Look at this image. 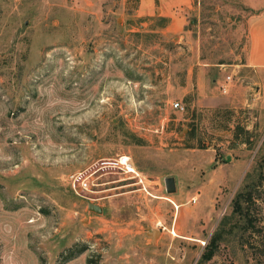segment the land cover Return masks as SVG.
<instances>
[{"label": "rangeland", "instance_id": "1", "mask_svg": "<svg viewBox=\"0 0 264 264\" xmlns=\"http://www.w3.org/2000/svg\"><path fill=\"white\" fill-rule=\"evenodd\" d=\"M262 13L264 0H0V264H264V183L255 227L233 212L247 176L264 182V94L240 66ZM121 154L137 174L102 164Z\"/></svg>", "mask_w": 264, "mask_h": 264}, {"label": "crops", "instance_id": "2", "mask_svg": "<svg viewBox=\"0 0 264 264\" xmlns=\"http://www.w3.org/2000/svg\"><path fill=\"white\" fill-rule=\"evenodd\" d=\"M149 2V0H145ZM167 2L177 3L183 2L187 5L191 4L193 0H166ZM166 17V16H161ZM168 18V17H166ZM169 19V18H168ZM198 68L197 71V88L199 93L203 88V82L206 78V71L208 70L206 65L197 63ZM241 67L245 68V71L249 72L246 74L245 79L250 78L251 81H255L258 83V87H260V91H263L264 94V13L258 15L255 19L252 20L249 28V41L247 45V51L245 55L244 62L241 63ZM194 67L189 68L188 70V78L187 83L184 86L185 94H187L191 90V86L193 85L192 79L194 76ZM251 74V75H250ZM225 79H222L223 81ZM233 83V82H232Z\"/></svg>", "mask_w": 264, "mask_h": 264}, {"label": "trees", "instance_id": "3", "mask_svg": "<svg viewBox=\"0 0 264 264\" xmlns=\"http://www.w3.org/2000/svg\"><path fill=\"white\" fill-rule=\"evenodd\" d=\"M241 129L244 131L243 127ZM245 140L248 141L247 139ZM245 181V185L237 192L233 199V212L244 219L246 225L245 228L248 229V227H255L256 225L251 217L250 209L251 204H255L256 201L253 191L256 188V185H263L264 182L261 179L258 182L254 179L249 180L248 176ZM219 239L218 234H215L211 238L203 253V261H208L214 256L219 245Z\"/></svg>", "mask_w": 264, "mask_h": 264}, {"label": "built area", "instance_id": "4", "mask_svg": "<svg viewBox=\"0 0 264 264\" xmlns=\"http://www.w3.org/2000/svg\"><path fill=\"white\" fill-rule=\"evenodd\" d=\"M227 83L223 86V91H227V85L232 84L233 81V76L228 75L226 78ZM175 107L178 108H183L180 102H175L174 104ZM102 164L105 167H112V168H118L122 173L124 174H130V176L134 174H137V171L134 168V165L131 162L130 156L121 154L118 155L112 159L104 160ZM71 181L73 183V187L75 189L81 188L85 190H91L92 185H95V181L91 179L90 177L87 176H78L77 174H72L71 175ZM142 180H140L141 182ZM196 201V199L192 200Z\"/></svg>", "mask_w": 264, "mask_h": 264}, {"label": "water", "instance_id": "5", "mask_svg": "<svg viewBox=\"0 0 264 264\" xmlns=\"http://www.w3.org/2000/svg\"><path fill=\"white\" fill-rule=\"evenodd\" d=\"M166 189L168 192H174L176 190V182L174 177H169L166 180ZM91 209L96 210V211H102V208L98 205L90 204L89 205ZM159 231H156L152 229V233L154 236H156V233Z\"/></svg>", "mask_w": 264, "mask_h": 264}]
</instances>
